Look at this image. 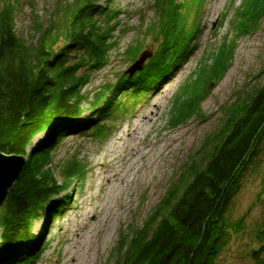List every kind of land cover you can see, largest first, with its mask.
<instances>
[{
  "label": "trees",
  "instance_id": "16d2710c",
  "mask_svg": "<svg viewBox=\"0 0 264 264\" xmlns=\"http://www.w3.org/2000/svg\"><path fill=\"white\" fill-rule=\"evenodd\" d=\"M246 1L236 21L237 33L261 27L264 0ZM202 2L154 1L158 19L147 24L146 33L153 34L159 46L141 70L106 84V91L91 102V115L83 119L78 118L86 100L83 89L92 72L110 61L121 11L97 0H64L51 10L46 23L37 26L39 36L31 43L16 33V6L0 7V150L24 156L0 203V264L35 260L42 249L37 243L41 236L30 231L31 221L47 203L57 202L55 209L61 210L63 196H54L84 174L81 162L73 161L62 171L68 182L60 184L46 167L61 138L89 124L95 135H103L105 124L98 119L112 115L122 103V95L143 92L164 79L190 51ZM222 45L227 48L213 54L219 57L213 68L215 80L233 54V43ZM142 49L139 43L128 53L136 58ZM202 94L193 93L175 118L199 113ZM233 94L219 106L217 126L201 139V155L189 161L188 174L181 178L182 173L169 186L140 226L120 238L113 249V264H216L231 231L244 227L242 218L233 220L230 206L247 167L257 160L264 138V77L257 85L241 86ZM40 132H44L40 143L33 145L31 137ZM259 190L263 217L257 227L259 245L252 251L254 264L264 262V181ZM55 209L46 210V221L57 214Z\"/></svg>",
  "mask_w": 264,
  "mask_h": 264
},
{
  "label": "rangeland",
  "instance_id": "374dc122",
  "mask_svg": "<svg viewBox=\"0 0 264 264\" xmlns=\"http://www.w3.org/2000/svg\"><path fill=\"white\" fill-rule=\"evenodd\" d=\"M63 1L0 0V7L16 6V33L32 43L39 36L37 26L46 23L51 10ZM154 1L97 0L121 11L114 30L117 44L108 65L89 77L78 118L91 115V102L104 92L106 84L117 83L127 74L125 69L140 56L129 55L131 46L140 43L142 52L151 51L145 61L152 57L159 43L153 34L146 33V26L158 19ZM202 3L199 29L189 41V53L182 55L164 79L143 92L122 95L115 112L98 119L105 124L103 135H95L89 124L62 137L51 151L46 167L60 184L68 182L62 171L73 161L81 162L84 174L54 196L64 197L61 210L55 209L57 202L47 203L31 221L30 231L41 236L37 243L42 249L30 264H113V249L120 238L144 222L169 186L182 173L181 178L188 174L189 161L201 155V139L217 126L219 106L232 99L239 87L255 86L263 79L264 16L259 29L237 33L236 21L247 6L246 0ZM223 42L234 44L233 54L215 80L213 68L219 57L213 54L227 48L221 46ZM210 81L213 86L207 87ZM193 93L202 94L199 113L175 118L183 103L195 96ZM43 135L40 132L31 137L33 145H38ZM259 148L258 158L247 167L230 206L233 220L242 218L244 227L231 231L216 264L255 263L252 251L259 245L257 227L263 217L258 195L264 181V138ZM52 208L57 214L46 221V210Z\"/></svg>",
  "mask_w": 264,
  "mask_h": 264
},
{
  "label": "water",
  "instance_id": "95a60500",
  "mask_svg": "<svg viewBox=\"0 0 264 264\" xmlns=\"http://www.w3.org/2000/svg\"><path fill=\"white\" fill-rule=\"evenodd\" d=\"M151 54L150 50H144L140 56L127 68L126 73L132 75L135 71L141 70L145 59ZM213 81H210L207 87L213 86ZM23 163V156L17 154H7L0 150V203L7 195L12 186L13 180L16 178L18 169ZM2 228L0 227V233ZM1 239V234H0Z\"/></svg>",
  "mask_w": 264,
  "mask_h": 264
},
{
  "label": "bare ground",
  "instance_id": "6f19581e",
  "mask_svg": "<svg viewBox=\"0 0 264 264\" xmlns=\"http://www.w3.org/2000/svg\"><path fill=\"white\" fill-rule=\"evenodd\" d=\"M92 217H94V214L92 213ZM92 217H91V220H92ZM94 219V218H93Z\"/></svg>",
  "mask_w": 264,
  "mask_h": 264
}]
</instances>
